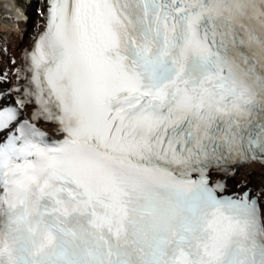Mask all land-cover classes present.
<instances>
[{
    "label": "snow or ice",
    "instance_id": "obj_1",
    "mask_svg": "<svg viewBox=\"0 0 264 264\" xmlns=\"http://www.w3.org/2000/svg\"><path fill=\"white\" fill-rule=\"evenodd\" d=\"M37 14L0 71V264H264V185L229 187L264 163V0Z\"/></svg>",
    "mask_w": 264,
    "mask_h": 264
},
{
    "label": "bare ground",
    "instance_id": "obj_2",
    "mask_svg": "<svg viewBox=\"0 0 264 264\" xmlns=\"http://www.w3.org/2000/svg\"><path fill=\"white\" fill-rule=\"evenodd\" d=\"M23 2L29 5L27 9L31 17L29 23L21 22L19 26H16L5 20L0 22V37H5L8 45L7 55L0 54V71L14 72V66L9 63L10 58L18 59L22 50L31 44L33 36L38 31L37 26L40 17L38 14L31 16V10L37 8L40 0H23ZM3 43L4 41L0 40V45ZM16 66L19 65L17 64ZM243 182H247L253 188L264 185V166L257 163L241 166L234 179L229 182V187L231 188L235 184Z\"/></svg>",
    "mask_w": 264,
    "mask_h": 264
},
{
    "label": "rangeland",
    "instance_id": "obj_3",
    "mask_svg": "<svg viewBox=\"0 0 264 264\" xmlns=\"http://www.w3.org/2000/svg\"><path fill=\"white\" fill-rule=\"evenodd\" d=\"M31 13H32L31 16L36 14V12H35L34 10H31ZM11 29H12V28H11ZM251 187H252V186H251Z\"/></svg>",
    "mask_w": 264,
    "mask_h": 264
}]
</instances>
